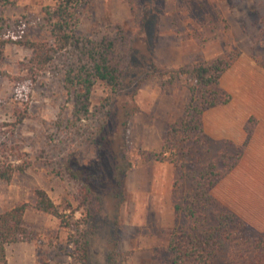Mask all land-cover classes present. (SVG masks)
<instances>
[{
	"label": "rangeland",
	"instance_id": "1",
	"mask_svg": "<svg viewBox=\"0 0 264 264\" xmlns=\"http://www.w3.org/2000/svg\"><path fill=\"white\" fill-rule=\"evenodd\" d=\"M56 1L17 0L15 6L0 10V16L12 28L25 22V38L45 39L48 33L38 26L42 10ZM258 13L264 17V0H91L81 9L78 31L95 39L106 34L117 38L124 57L125 83L111 98L108 87L98 82L92 91V115L81 122L72 117L73 107L63 85L66 58H59L34 81L24 70L31 50L8 44L0 54V124L8 144L18 147L31 166L13 181L0 182V212L20 201H33L34 189L42 187L62 207L71 204L78 219L83 212V190L89 185L100 203L89 264H106L111 242L117 239L129 236L132 240L143 229L159 231L160 214L155 210L167 215L165 203L170 196L173 206V183L170 187L164 177L165 164L171 163L144 160L142 152L161 150L157 147L168 124L178 118L190 93L186 76L176 85L164 84L166 77L157 71L142 80L154 67L165 72L213 60L233 49L242 50L239 58L248 54L264 69L251 55L253 33L264 46V32L252 25L261 18ZM120 29L127 37L125 42ZM229 69L223 73L226 78ZM107 98H111L110 104ZM22 114L23 121L11 135V122ZM125 155L136 166L128 172L120 197L115 176L126 164ZM151 197L162 202L151 204ZM173 212L175 215L174 207ZM24 224L31 238L26 243L45 245L50 253L59 255L53 254V263L43 264H70L66 242L71 232L60 227L58 218L30 207ZM175 224L176 215L169 236ZM167 243L151 253L128 250L129 264H171L163 251ZM217 264H224V258Z\"/></svg>",
	"mask_w": 264,
	"mask_h": 264
},
{
	"label": "trees",
	"instance_id": "2",
	"mask_svg": "<svg viewBox=\"0 0 264 264\" xmlns=\"http://www.w3.org/2000/svg\"><path fill=\"white\" fill-rule=\"evenodd\" d=\"M90 1L57 0L44 6L38 26L49 37L41 40L25 38V22L20 21L12 28L0 16V54L8 44L29 48L31 55L26 58L24 70L34 81L51 70L59 58H66L62 69L63 85L73 107L72 117L80 122L92 115V91L98 82L108 87L111 98L121 91L125 83L124 57L118 48L117 38L106 34L95 39L78 31L81 9ZM16 4L17 0H0V10ZM258 14L261 18L254 20L252 25L260 27L263 34L264 17ZM252 37L251 55L264 67V46L254 33ZM121 38L125 42L127 37L122 33ZM241 53L242 50L233 49L213 60H202L165 72L154 67L153 72H148L142 80L147 81L157 71L166 77L164 84L176 85L186 76L190 93L178 118L168 124L161 150L142 152L144 160L168 161L174 166L172 189L176 224L163 248L171 264H217L222 258L224 264H264V232L249 234L246 222L212 194L213 187L240 162L253 135L256 118L248 119L245 125L247 137L242 145H236L230 139L212 138L203 125L207 109L231 100L220 79ZM111 98L106 99L109 104ZM127 115L129 117L131 112ZM24 117L22 114L11 122V135ZM123 125L126 138L129 118ZM1 127L0 124V182L9 183L24 173L31 166V161L18 147L8 144L9 139ZM124 158L126 164L119 167L115 176L119 188L117 196L120 197L123 196L128 172L136 166L128 156ZM33 195V201H20L0 212V264H7V245L31 239L24 224L30 207L58 218L60 227L71 232L66 242L70 247L67 253L71 258L70 264H89L91 244L97 231L99 197L89 185H85L82 216L76 219L71 204L62 207L46 189L37 187ZM106 264H129L128 253L118 248L117 241L111 242Z\"/></svg>",
	"mask_w": 264,
	"mask_h": 264
},
{
	"label": "crops",
	"instance_id": "3",
	"mask_svg": "<svg viewBox=\"0 0 264 264\" xmlns=\"http://www.w3.org/2000/svg\"><path fill=\"white\" fill-rule=\"evenodd\" d=\"M229 70L227 78L225 74L222 75L221 84L231 93L232 99L227 104L214 106L204 112L205 132L214 139H230L236 144H243L247 136L245 125L248 119L255 117L256 125L240 162L213 187L212 194L246 222L249 234H258L264 232V69L251 60L248 54H244ZM161 147L162 140L157 149ZM165 165L167 170L164 177L169 180L171 187L173 166L169 163ZM160 202L162 200L159 197H151V204ZM165 205L167 215L155 210L160 214L157 219L159 231H144L141 226L143 232L140 235L133 234L132 240L129 236L117 239L118 248L122 252L133 250L151 253L167 243L169 228L175 222L171 196ZM133 224L141 225L137 222ZM53 254L45 245L25 241L6 246L7 264H43L45 261L50 263V260L53 263ZM58 256L55 254V257Z\"/></svg>",
	"mask_w": 264,
	"mask_h": 264
}]
</instances>
